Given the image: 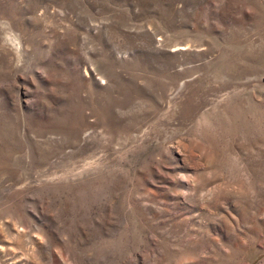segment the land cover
<instances>
[{
	"label": "rangeland",
	"instance_id": "374dc122",
	"mask_svg": "<svg viewBox=\"0 0 264 264\" xmlns=\"http://www.w3.org/2000/svg\"><path fill=\"white\" fill-rule=\"evenodd\" d=\"M0 264H264V0H0Z\"/></svg>",
	"mask_w": 264,
	"mask_h": 264
}]
</instances>
